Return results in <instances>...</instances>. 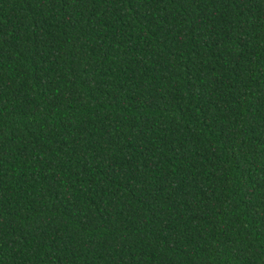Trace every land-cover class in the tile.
I'll list each match as a JSON object with an SVG mask.
<instances>
[{
  "label": "trees",
  "instance_id": "1",
  "mask_svg": "<svg viewBox=\"0 0 264 264\" xmlns=\"http://www.w3.org/2000/svg\"><path fill=\"white\" fill-rule=\"evenodd\" d=\"M0 264H264V0H0Z\"/></svg>",
  "mask_w": 264,
  "mask_h": 264
}]
</instances>
